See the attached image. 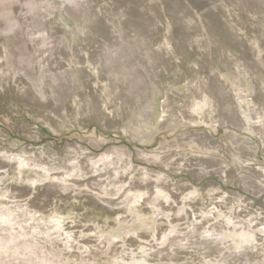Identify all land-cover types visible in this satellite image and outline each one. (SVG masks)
<instances>
[{
  "label": "rangeland",
  "instance_id": "1",
  "mask_svg": "<svg viewBox=\"0 0 264 264\" xmlns=\"http://www.w3.org/2000/svg\"><path fill=\"white\" fill-rule=\"evenodd\" d=\"M75 1L0 0V264H264V0Z\"/></svg>",
  "mask_w": 264,
  "mask_h": 264
},
{
  "label": "bare ground",
  "instance_id": "2",
  "mask_svg": "<svg viewBox=\"0 0 264 264\" xmlns=\"http://www.w3.org/2000/svg\"><path fill=\"white\" fill-rule=\"evenodd\" d=\"M4 1H5V2H6V1H7V2H11V1H14V0H3V1L1 0V3L4 2ZM16 1H17V0H16ZM60 1H61V0H60ZM62 2H63V4H64L65 2L69 4V3H75L76 1H75V0H62ZM76 3H78V2H76ZM28 5H29V4H28ZM75 7L77 8V6H75ZM76 8H75V9H76ZM6 262H7V263H5V264H13V263H14V260L11 259V258H7V259H6ZM20 264H22V263H20Z\"/></svg>",
  "mask_w": 264,
  "mask_h": 264
}]
</instances>
